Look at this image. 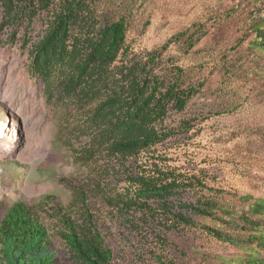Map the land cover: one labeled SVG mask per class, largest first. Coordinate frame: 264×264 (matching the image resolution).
Returning a JSON list of instances; mask_svg holds the SVG:
<instances>
[{
	"label": "rangeland",
	"instance_id": "rangeland-1",
	"mask_svg": "<svg viewBox=\"0 0 264 264\" xmlns=\"http://www.w3.org/2000/svg\"><path fill=\"white\" fill-rule=\"evenodd\" d=\"M91 1L101 22L126 17L127 50L117 65L143 63L148 53L166 46L153 74L168 79L173 67L180 66L185 86L203 83L183 111L168 114L165 123L176 134L157 147L171 166L203 169L209 176L212 190L182 196L214 198L221 206L218 217L223 210H247V195L251 201L264 199V44L257 37L258 29L264 32V20L252 16L264 9V0ZM50 15L42 12L30 25L0 30V201L5 209L17 202L33 207L48 228L58 264H75L57 233L58 218L46 211L51 213L55 203L71 208L74 188L87 190L91 179H105L120 189L126 176L119 169L108 176L102 160L85 165L73 158L72 147L80 148L87 139L85 128L99 96L80 102L68 98L65 69L49 83L30 70L32 46L43 36ZM191 41L195 44L189 47ZM184 123L192 125L187 132L178 129ZM48 195L51 202L45 206ZM87 195L117 264H248L251 257L264 258L257 242L236 247L208 234L204 227L247 239L249 231L219 218L195 217L197 228L166 230L162 243L147 233L151 225L135 231L96 190L88 189Z\"/></svg>",
	"mask_w": 264,
	"mask_h": 264
},
{
	"label": "trees",
	"instance_id": "trees-1",
	"mask_svg": "<svg viewBox=\"0 0 264 264\" xmlns=\"http://www.w3.org/2000/svg\"><path fill=\"white\" fill-rule=\"evenodd\" d=\"M0 10L1 31L5 27L30 25L42 12L51 14L43 36L32 46L30 70L49 83L54 73L65 69L67 81L62 82L68 98L80 102L99 96L85 128L87 139L80 148L72 147L73 158L85 165L102 160L108 176L117 169L126 176L120 189L111 188L105 179H91L87 190L83 186L74 188L71 208L55 203L50 207L51 213L46 211L58 218L57 233L75 264H117L88 203V189L96 190L133 230L151 225L147 233L162 243L166 241V230L197 228L199 222L195 217H210L250 232L247 239H242L204 227L219 241L236 247L257 242L264 251V234H258L264 230V199L251 201L252 197L247 195V210H223L218 217L221 206L214 198L182 196L189 191L213 189L206 183V171L173 167L169 158L157 150L176 134L175 128L165 123L168 114L183 111L203 86H185L184 69L180 66L173 67L168 79L153 74L166 46L148 53L143 63L120 67L119 56L127 50L126 17L101 22L91 0H0ZM15 36L13 33L12 38ZM257 37L264 44L261 29ZM194 44L191 41L188 46ZM190 126L184 123L178 129L187 132ZM80 131L83 133L84 128ZM43 201L46 206L51 197L45 196ZM157 259L162 262L161 257ZM0 264H58L46 224L24 202L5 209L0 201ZM248 264H264V258L251 257Z\"/></svg>",
	"mask_w": 264,
	"mask_h": 264
},
{
	"label": "built area",
	"instance_id": "built-area-1",
	"mask_svg": "<svg viewBox=\"0 0 264 264\" xmlns=\"http://www.w3.org/2000/svg\"><path fill=\"white\" fill-rule=\"evenodd\" d=\"M252 16L253 18H259V19H263L264 20V9L263 10H254L252 12Z\"/></svg>",
	"mask_w": 264,
	"mask_h": 264
},
{
	"label": "bare ground",
	"instance_id": "bare-ground-1",
	"mask_svg": "<svg viewBox=\"0 0 264 264\" xmlns=\"http://www.w3.org/2000/svg\"><path fill=\"white\" fill-rule=\"evenodd\" d=\"M3 126V124H0V137L2 136V134H3V130H4V127H2ZM15 145L16 144H14L12 147L14 148L15 147Z\"/></svg>",
	"mask_w": 264,
	"mask_h": 264
}]
</instances>
